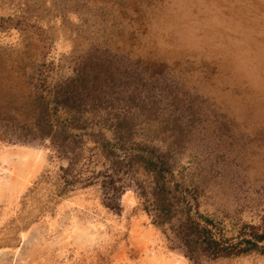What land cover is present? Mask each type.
<instances>
[{
	"label": "rangeland",
	"instance_id": "1",
	"mask_svg": "<svg viewBox=\"0 0 264 264\" xmlns=\"http://www.w3.org/2000/svg\"><path fill=\"white\" fill-rule=\"evenodd\" d=\"M100 58L70 121L55 84ZM186 214L230 253L192 260ZM0 264H264V0H0Z\"/></svg>",
	"mask_w": 264,
	"mask_h": 264
},
{
	"label": "trees",
	"instance_id": "2",
	"mask_svg": "<svg viewBox=\"0 0 264 264\" xmlns=\"http://www.w3.org/2000/svg\"><path fill=\"white\" fill-rule=\"evenodd\" d=\"M112 63L107 59H99L91 62L90 59L85 60L80 67H78L73 76L58 82L52 92L51 102L56 106H62L72 112L69 120L74 121L75 115L82 111L84 107L85 99L91 92H94L101 85L103 79H113L114 75L111 69ZM34 103L37 104L39 115L36 116V126L39 129V133L43 136H49L52 138L59 134L64 133L63 128L58 126L55 128L51 122L49 113V104L47 100L37 96L34 98ZM38 120V121H37ZM65 138H62L60 142H54L56 149L60 152H66L63 148L62 142ZM71 164V161L70 163ZM145 166L148 167L154 174V184L152 189V209L154 211V217L158 223L171 222L173 213H179L183 211L180 206H174L173 202H170L169 198L164 195L166 186L165 182L160 181L163 177V170L161 166H157L155 162H151L150 159H145ZM65 171L69 170V167L64 168ZM112 177H109V181ZM67 181V180H66ZM106 204L111 206V198ZM203 217V216H201ZM205 222L209 219L203 217ZM175 235L179 240V244L189 253L192 260L198 258V256L205 251H209L211 254L219 255L224 253H230L231 246H224L213 234L211 228L194 221L189 214L185 217L177 219ZM245 246L242 248L244 251H250L257 248V244L254 241L244 239ZM229 248V249H228Z\"/></svg>",
	"mask_w": 264,
	"mask_h": 264
}]
</instances>
